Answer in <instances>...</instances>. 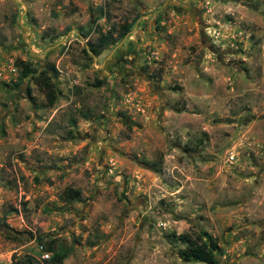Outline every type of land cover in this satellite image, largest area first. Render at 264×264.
<instances>
[{"label": "rangeland", "instance_id": "374dc122", "mask_svg": "<svg viewBox=\"0 0 264 264\" xmlns=\"http://www.w3.org/2000/svg\"><path fill=\"white\" fill-rule=\"evenodd\" d=\"M180 234L264 264V0H0V264H204Z\"/></svg>", "mask_w": 264, "mask_h": 264}, {"label": "trees", "instance_id": "16d2710c", "mask_svg": "<svg viewBox=\"0 0 264 264\" xmlns=\"http://www.w3.org/2000/svg\"><path fill=\"white\" fill-rule=\"evenodd\" d=\"M122 30L120 33L122 35L128 33L130 31V27L128 25H122L120 27ZM115 32V29L113 30ZM112 31V32H113ZM111 32V33H112ZM109 33V35L101 37L99 42L97 43L96 47H89V50L94 54L98 55L100 50H102L105 46L112 45L115 43V38L113 35ZM88 52V50H86ZM25 72L23 76H27L31 74L33 71L32 69L28 68L27 66L24 67ZM55 96L54 91H49L48 99L49 103H52L53 98ZM66 202H74L79 200L80 193L78 190L75 189H67L63 192L62 197ZM172 241L179 243L182 246L181 249L178 251V256L182 258L185 262H200L204 264H217V256L221 254V248L219 245L214 241L213 238L200 236L197 235H189V234H180V235H172ZM41 242V241H39ZM46 252L52 253L53 250L51 247L45 248ZM64 259V255L54 254L53 257L50 259L52 262L61 263Z\"/></svg>", "mask_w": 264, "mask_h": 264}, {"label": "built area", "instance_id": "2783aa9c", "mask_svg": "<svg viewBox=\"0 0 264 264\" xmlns=\"http://www.w3.org/2000/svg\"><path fill=\"white\" fill-rule=\"evenodd\" d=\"M43 258H44V259L49 258L48 254H44V255H43Z\"/></svg>", "mask_w": 264, "mask_h": 264}]
</instances>
